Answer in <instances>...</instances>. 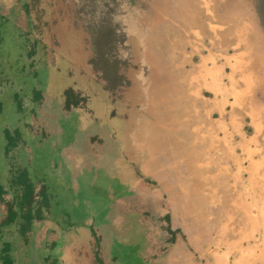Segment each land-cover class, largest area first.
I'll list each match as a JSON object with an SVG mask.
<instances>
[{
    "label": "rangeland",
    "instance_id": "obj_1",
    "mask_svg": "<svg viewBox=\"0 0 264 264\" xmlns=\"http://www.w3.org/2000/svg\"><path fill=\"white\" fill-rule=\"evenodd\" d=\"M116 1L0 0V183L20 200L27 170L48 194L28 241L0 227L17 264H201L235 225L242 145L229 133L253 135L264 164L259 0ZM112 16L128 67L110 82L87 27ZM70 87L85 107L65 108ZM6 128L22 139L9 154Z\"/></svg>",
    "mask_w": 264,
    "mask_h": 264
},
{
    "label": "trees",
    "instance_id": "obj_2",
    "mask_svg": "<svg viewBox=\"0 0 264 264\" xmlns=\"http://www.w3.org/2000/svg\"><path fill=\"white\" fill-rule=\"evenodd\" d=\"M35 1L32 3H24L25 8L29 11V7L35 5ZM106 2L107 0H102ZM134 4L135 0H131ZM260 10L262 18L264 21V0H259ZM113 3L117 6L118 2L113 0ZM100 6V4H99ZM103 6V5H102ZM106 8V6H104ZM3 17L0 15V18ZM114 18L105 17L99 19L96 24H91L87 27L88 33L90 35V45L92 48V57L90 59V64L93 69L97 72L102 73V77L107 81H121L124 79L123 68L128 67V62L122 60L119 57V49L124 38L121 37L117 32L118 29L114 25ZM35 99L41 100L43 95L41 91H34ZM65 108L71 110L72 108L85 107L87 98L83 97L82 94L78 93L74 88H67L65 91ZM19 109L23 110L22 101L19 100ZM4 110V103L0 101V114ZM4 136L6 138V153L9 154L13 149L19 147L21 142V133L19 129L11 130L6 128L4 130ZM15 184L22 187V195L18 199L8 198V191L5 186L0 183V227L10 226L16 223L21 224L22 232L26 236V241L28 232L31 230L34 220L42 219L40 215L41 206L38 205L39 198L43 201H48L47 187L44 185L42 189L38 192L35 184L32 182L28 175L27 170L22 172ZM37 211V216L35 215ZM3 212V213H2ZM167 220H170V215L166 216ZM169 222V221H168ZM172 234H176L175 231L167 227ZM178 232V231H177ZM174 240V241H173ZM174 244L175 238H169ZM172 243V245H173ZM2 251L0 252V263L1 264H17L16 259L13 257L12 244L6 242L4 244ZM167 250V248H166Z\"/></svg>",
    "mask_w": 264,
    "mask_h": 264
},
{
    "label": "crops",
    "instance_id": "obj_3",
    "mask_svg": "<svg viewBox=\"0 0 264 264\" xmlns=\"http://www.w3.org/2000/svg\"><path fill=\"white\" fill-rule=\"evenodd\" d=\"M236 115H232L230 126L237 127ZM230 130L227 131V133ZM209 133V132H208ZM210 137V134L207 135ZM228 136H240L241 156L234 167L241 176L235 174V225L226 229L223 239L217 244H209L201 264H264V171L263 160L257 159L260 151L257 140L246 131L235 128ZM249 142V144H247ZM245 164L249 165L251 175L242 177ZM185 193L184 191H180ZM250 207V208H249ZM205 241V239H204ZM203 241V242H204ZM201 243V240H197ZM205 248V243L200 244ZM199 246V245H198ZM213 246V247H212ZM192 261V262H191ZM187 264H194L190 258Z\"/></svg>",
    "mask_w": 264,
    "mask_h": 264
},
{
    "label": "bare ground",
    "instance_id": "obj_4",
    "mask_svg": "<svg viewBox=\"0 0 264 264\" xmlns=\"http://www.w3.org/2000/svg\"><path fill=\"white\" fill-rule=\"evenodd\" d=\"M156 1H158V0H156ZM159 1H160V0H159ZM162 1H163V0H162ZM166 1H167V0H164L165 4H167ZM160 2H161V1H160ZM161 3H162V2H161ZM175 3H176V2H175ZM158 4H159V3H158ZM158 4H156V5H158ZM163 4H164V3H162L161 5H163ZM165 4H164V6H166ZM167 6H168V5H167ZM167 6H166V7H167ZM169 6H170V5H169ZM154 7L159 8L158 6H154ZM167 8H168V7H167ZM164 9H165V7H164ZM173 9H174V8H173ZM159 11L162 12V10H159ZM171 13H172V12H171ZM173 13H174V12H173ZM161 15H162V14H161ZM172 15H173V14H172ZM167 17L169 18V16H167ZM170 17H171V16H170ZM156 20H157V19H156ZM162 21H163V19H162ZM169 22H170V21H169ZM169 22H168V23H169ZM157 25H158V24H157ZM195 25H196V24H195ZM164 31H165V30H164ZM188 76H189V75H188ZM173 79H174V78H173ZM176 108H178V107H176ZM180 109H181V108H180ZM174 115H175V114H174ZM173 124H174V123H173ZM178 144H179V143H178ZM194 145H195V144H194ZM191 149H192V148H191ZM173 152H175V151H173ZM107 172H108V171H107ZM249 208H250V207H249Z\"/></svg>",
    "mask_w": 264,
    "mask_h": 264
}]
</instances>
